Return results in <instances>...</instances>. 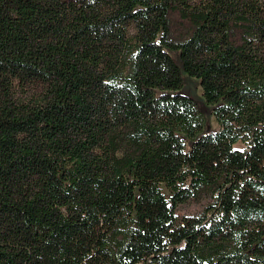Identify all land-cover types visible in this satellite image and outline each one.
<instances>
[{
    "label": "trees",
    "instance_id": "obj_1",
    "mask_svg": "<svg viewBox=\"0 0 264 264\" xmlns=\"http://www.w3.org/2000/svg\"><path fill=\"white\" fill-rule=\"evenodd\" d=\"M0 264H264V0H0Z\"/></svg>",
    "mask_w": 264,
    "mask_h": 264
},
{
    "label": "rangeland",
    "instance_id": "obj_2",
    "mask_svg": "<svg viewBox=\"0 0 264 264\" xmlns=\"http://www.w3.org/2000/svg\"><path fill=\"white\" fill-rule=\"evenodd\" d=\"M172 27L174 33H180L182 31L183 23L180 21V18L176 14H174L172 17ZM184 89L195 96L203 106L202 90L197 80L185 76ZM204 110L206 113H208V110L206 108H204ZM217 126L218 124L215 118L211 114H206V127L209 129H215L217 128ZM199 210H201V205L195 202H191L182 209V213L191 214L194 212H198Z\"/></svg>",
    "mask_w": 264,
    "mask_h": 264
}]
</instances>
